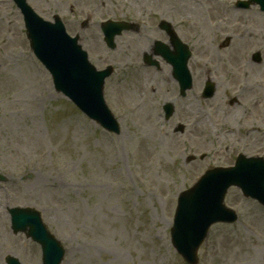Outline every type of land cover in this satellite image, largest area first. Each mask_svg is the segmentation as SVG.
Wrapping results in <instances>:
<instances>
[{
	"label": "rangeland",
	"instance_id": "374dc122",
	"mask_svg": "<svg viewBox=\"0 0 264 264\" xmlns=\"http://www.w3.org/2000/svg\"><path fill=\"white\" fill-rule=\"evenodd\" d=\"M237 1L216 0L224 14L212 21L216 4L200 0L196 6H204L211 21L201 26L203 34L192 27L195 11L179 8L185 0H29L47 20L60 15L98 69L113 65L104 96L120 124L114 133L56 89L30 45L20 9L0 0V264L7 255L42 264L40 245L12 231L8 208L15 206L41 211L66 247L63 264H189L171 241L180 193L208 169L235 165L240 155L264 158V11L257 4L239 10ZM108 19L134 20L140 28L118 36L112 49L101 31ZM161 20L172 22L192 52L193 87L186 96L161 56L159 69L143 64L155 41L173 49ZM244 28L256 31L253 40L242 36ZM231 43L238 45L240 63L255 69L259 87L251 94L241 90L245 83L230 85L233 69H221L234 56ZM206 45L218 52V64ZM207 62L215 70L203 76L201 63ZM207 80L216 89L211 97L203 96ZM254 99L263 105L250 113ZM167 102L176 106L168 119ZM216 105L219 110H210ZM147 109L149 118L139 115ZM225 203L239 220L211 226L197 264H264V206L237 186L228 188Z\"/></svg>",
	"mask_w": 264,
	"mask_h": 264
},
{
	"label": "water",
	"instance_id": "95a60500",
	"mask_svg": "<svg viewBox=\"0 0 264 264\" xmlns=\"http://www.w3.org/2000/svg\"><path fill=\"white\" fill-rule=\"evenodd\" d=\"M15 1L25 15L31 46L52 72L57 89L68 94L105 128L119 132V123L103 97L104 81L110 75L111 68L97 70L77 43V38H71L65 33L58 17L55 23L45 21L33 12L25 0ZM251 1L260 3L264 9V0L242 3L249 5ZM124 28L123 23L108 22L104 25L105 40L109 46L115 45L116 34ZM174 43L175 53L161 43H158L157 49L174 66V75L180 81L182 93H185L192 86V77L187 67L191 52L179 39L175 38ZM255 58L260 60V54L257 53ZM214 91V85L208 82L205 95L212 96ZM165 111L166 117H170L174 112L173 104H166ZM231 185L239 186L246 195L264 204V159L241 155L235 166L210 169L194 186L181 193L172 228V241L188 262H197V249L212 223L235 221V213L224 205L225 194ZM10 212L13 230L27 231L29 236L41 244L43 264H61L64 247L48 230L40 211L31 207H15ZM6 260L8 264H22L11 255Z\"/></svg>",
	"mask_w": 264,
	"mask_h": 264
},
{
	"label": "bare ground",
	"instance_id": "6f19581e",
	"mask_svg": "<svg viewBox=\"0 0 264 264\" xmlns=\"http://www.w3.org/2000/svg\"><path fill=\"white\" fill-rule=\"evenodd\" d=\"M198 2H200V0H197L195 2H191V1L185 0V2H181L179 8L181 9L182 5H187L192 10L195 11V13H196V17L195 18L198 20V22L200 24H198V22L196 20L192 24V27H195V26H198L200 28H201V26L202 27H204V26L208 27V26H210L211 21H209L207 15H205L206 14V8L204 6H196ZM210 2L216 4V7L214 8V12L212 14L213 17L211 19L213 21L214 18H216V17L218 18V15L220 16L221 14H224V13L220 12V10H219L220 7H221L220 3H216V0H210ZM231 17L234 18L233 16H231ZM216 25H217V28H219L221 26V24H219V23H217ZM201 30H202V28H201ZM202 33H203V30H202ZM243 33H244L242 35L243 37L247 36V37L250 38V40H253V36L256 34V31L251 29V28H244V32ZM240 39H243V38L240 37ZM227 48H228L227 50H230V51L232 50V53H233L234 56H232V58L228 59L227 63H222L221 69H222V71H227L228 69H233L232 77H231V79H229L230 85L236 86L238 83H245V85L242 84V86L240 87L242 91H249L250 94L252 92H255L256 89L259 87V83L257 82V75L255 74V69L251 65H249V63H246V64L240 63L239 58L236 56L237 52H238V45H234V44L231 43ZM204 50L206 52V55L208 57L209 56L211 57V62L215 63L216 60H218L219 54L212 47H210L209 45L208 46L206 45ZM227 50H224V51H227ZM201 64H202L201 65V72H202L203 76H206V75H208L210 73H214L215 68H214V66L212 64H209L208 62L207 63H201ZM215 64H218V63H215ZM11 66H13V61H12V64L8 63V65L6 67L9 68ZM3 69H4V65L0 64V72ZM15 92H17V93H14V97H15L14 101H15L17 106H20L21 103H22V98L20 97L19 91L17 89H15ZM238 103H239V101H238ZM262 105L263 104H262L261 101H258V100L256 101L254 99L252 101V104H251V109H254V111H252L250 113H254L255 110L258 107L262 106ZM242 108H244L243 105H242ZM247 108H245V109L247 110ZM149 110L148 109L147 110H142V112L140 110L139 111V115L140 114H141V116L145 115L146 118H149V116L151 114V112ZM210 110H219V105H216L215 107H213ZM146 154H147L149 163L150 162L151 163L154 162L153 154L150 153V152L147 153V150H145V155Z\"/></svg>",
	"mask_w": 264,
	"mask_h": 264
}]
</instances>
